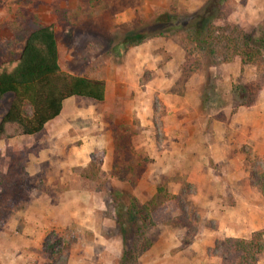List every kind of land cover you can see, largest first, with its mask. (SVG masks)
<instances>
[{
    "label": "crops",
    "instance_id": "obj_1",
    "mask_svg": "<svg viewBox=\"0 0 264 264\" xmlns=\"http://www.w3.org/2000/svg\"><path fill=\"white\" fill-rule=\"evenodd\" d=\"M206 1L122 0L117 3L122 8L115 14L114 22L122 25L148 21L179 5L191 13ZM234 1L235 7L240 6V10H235L237 19L240 12L247 22H264V0ZM106 2L90 0L98 5ZM111 2L115 1L107 4ZM118 54H121L118 62L110 58L95 59L90 64L89 76L61 70L101 81L104 85L101 102L69 97L62 101L59 114L46 122L39 133L5 140L7 146L17 144L19 148L32 137L44 142V149L25 165L28 176L31 167L36 168L38 185L29 188L26 202L7 226L9 232L19 228L13 245L18 248L21 244L22 253L16 256V262L31 259L29 250L32 244L40 243L45 230L70 231V237L72 233L75 243L67 264H90L97 245L108 247V253L112 244L113 253L119 249L116 239H94L90 245V230L110 228L112 221L105 215L107 197L101 191L90 189V183L85 184L79 177V172L89 163L90 154L101 148L105 156L99 169L108 176L111 157L105 158L112 146L102 147L101 138L111 133V109L105 104L111 95L120 110H126L129 120L135 118L143 133H152L156 122L154 106L160 105L162 110L158 120L163 144L154 151V160L155 148L152 143L148 144L152 167L138 179L134 198L144 203L153 195L151 181L155 182L158 171L172 181L178 176L184 186L192 185L194 192L188 200L193 209L204 220L214 223L213 228L201 226L196 237L184 246L168 238L154 241L142 254L140 264H221L219 258L206 254L216 240H247L251 234L261 232L264 242V199L248 185L249 163L243 153L249 150L264 159V85L250 106H232L231 94L234 82L244 77L254 80L255 68L242 65L238 57L206 68L209 74H215L211 94L219 102L215 105L203 93L208 85L205 86L202 74L193 72L184 76L181 73L186 53L180 37L152 35ZM131 92H135L134 97L129 96ZM45 148L52 151L49 156ZM149 175L151 179H147ZM73 230L80 231L77 239ZM255 264H264V251L257 256Z\"/></svg>",
    "mask_w": 264,
    "mask_h": 264
},
{
    "label": "rangeland",
    "instance_id": "obj_2",
    "mask_svg": "<svg viewBox=\"0 0 264 264\" xmlns=\"http://www.w3.org/2000/svg\"><path fill=\"white\" fill-rule=\"evenodd\" d=\"M108 1L115 2L107 4ZM121 1L107 0L105 4L98 5V3H90V0H0V63L17 58L24 40L30 32L40 27L52 25L57 49V63L61 70L89 76L90 64H94L95 59L101 61L102 58H110L112 62H118L121 56L118 51L124 52L128 46L135 45L141 38L156 35L158 30L154 25V20L161 13L173 15L178 19H182L189 14L179 5L177 8H170L159 13V15H154L148 21H130L118 25L114 22V16L122 8L117 4ZM239 7H235L234 0H222L218 5L217 12L212 11V17L214 16L216 19L207 24H201L204 28L203 32L208 29L209 33H212L214 41L219 39V43L225 41V38L239 40L244 35H248L252 39L260 38L264 32V22L255 23L250 22V20L247 22L242 19L240 12V18L237 19L238 11L235 10H240ZM241 8L245 7L241 6ZM233 12L236 14L234 13L235 16H232V19L231 14ZM190 35L193 36V29H191ZM213 45L216 46V43ZM190 47L191 45H189ZM202 59L204 58L201 55L191 52L189 57L186 56L184 62L186 65L182 66L181 73L184 76L193 72L202 74L207 83H204L205 86L208 85L206 89H203V93H206V97L212 99L215 105H219L218 100L211 96L214 80L212 76H215V74H212L214 72L211 74L207 72L206 63ZM251 66L255 68L254 80L249 81L244 77L242 81L234 82L231 88L233 85H238L245 88V91H255L257 87L260 88L258 92L261 90L264 85V47L260 49V55L253 59ZM258 92H255L254 103ZM246 94L244 92L242 97ZM129 96L134 97L135 92H131ZM10 100V95H4L0 98V118L5 113ZM124 100L129 101L130 99L124 98ZM108 101L105 104H107L108 109H111V133L102 135L101 141L102 147H105L106 144L112 146L110 153L105 158L111 157L110 170L107 172V176L104 171L98 169V180L90 184V189L101 191L104 197H107L105 215L106 218H110L112 225L110 228L102 227L93 231L90 230V245H92L94 239L95 241H98V239H116L120 244L119 249L114 253L112 251L115 250L113 244L109 247V253L108 247L97 245L96 250L93 248L94 255L90 264H118L123 250H126L130 259L129 264H140L139 260L142 254L154 241L168 238L177 240L180 246H184L196 237L201 226L213 228L214 223L204 220L193 209L191 200H188L194 192L192 185L189 186L186 183L187 185L184 186V182L180 181L181 178L178 176L172 181V178H167L165 173L160 174L158 171L154 177L155 182L151 181L153 195L144 203H140L134 198L133 193L136 184L139 182L138 179H140V176L147 175L148 169L152 167L151 163L155 159L154 151L157 152L163 144V134L158 120L162 110L159 107L160 105L154 106L153 116L156 118V122L153 124L152 133H143L138 129L135 118L129 120L125 116L126 110H120L119 104L114 100L113 95L110 96ZM236 102L233 100L232 106ZM100 105V107H103V104ZM83 108L85 109L87 106L84 105ZM42 141L37 137H32L21 148L17 144H14L15 147H11L7 146L5 140L0 141V264H46L50 258L47 259L42 252V244L47 236L51 237L49 239L50 243L57 244L55 251L65 247L67 259L71 247H74L75 240L72 233L70 237V231L45 230L42 233L40 243L32 244L29 250L32 253L31 259H19L21 261L16 262V256L22 253L21 244L18 248L13 245V240L19 232V228H16V230L11 229L9 232L7 226L15 217L14 213L19 211L22 204L26 202L29 188L38 185L36 183V168L31 167L28 176L25 165L27 160L29 161L32 157L37 156L38 151L42 150L41 148L44 149V142ZM151 143L155 148L153 154L150 146H148ZM80 145H82L81 141ZM45 150L47 156L52 152L51 150L48 152L46 148ZM245 151L243 153L246 155ZM92 153L95 154L100 167L105 156L104 150L102 148L94 149ZM251 155L254 156L252 153ZM246 158L248 160L247 155ZM146 177L147 179L152 178L150 175ZM158 188L162 189V193L157 195L156 190ZM182 191L186 192L183 195V200L186 218L193 227L191 228L192 231L189 230L188 226L178 223L174 219L176 210L171 203L163 198L166 194L178 195ZM151 199H153V204L149 206L150 219L154 224L143 228L141 235L138 233L135 235V228L139 227L140 223L132 221L131 217L126 216V209L132 200L138 205H142L148 203ZM72 232L76 239L81 235L79 230H73ZM10 234H12V237ZM145 240L150 243L149 247L141 254H137L138 249H136V246L140 247Z\"/></svg>",
    "mask_w": 264,
    "mask_h": 264
},
{
    "label": "trees",
    "instance_id": "obj_3",
    "mask_svg": "<svg viewBox=\"0 0 264 264\" xmlns=\"http://www.w3.org/2000/svg\"><path fill=\"white\" fill-rule=\"evenodd\" d=\"M221 1L207 0L198 10L187 14L182 19L161 13L154 20V25L158 30L156 35L180 37L184 42L186 56L189 57L191 52H196L205 59L202 60L206 63L207 68L229 63L233 57H238L242 65H252L253 59L260 55V49L264 47V32L260 38L252 39V37L244 35L239 40L225 38L226 40L221 43H219V39L214 41L212 33H209L208 29L203 32L204 28L201 24H207L216 19L214 16L212 17V11L217 12ZM191 29H193V36L190 35ZM147 38L139 40V37L136 44L147 40ZM214 43L216 46L213 45ZM189 45H191V49ZM185 65L184 63L183 66ZM244 89L238 85L232 86V99L235 102L238 101L234 104L235 107L253 104L255 92H258L260 88L257 87L255 91H245ZM103 90L104 85L101 81L61 71L57 63L53 26L40 27L27 35L17 58L0 63V98L4 95L11 96L9 105L0 118V141L36 135L46 122L59 114L63 100L69 97H78L101 102ZM244 92L247 94L242 97ZM245 153L249 163L248 185L264 199V159L252 156L249 150H246ZM97 161L95 154L91 153L88 165L79 172L80 179L87 185L93 184L97 180L99 169V161ZM161 193L162 189L158 188L156 194ZM185 193L182 191L178 195L166 194L163 198L171 203L176 210L174 219L178 223L188 226L192 231L193 227L186 218L183 200ZM152 204L153 199L142 205H138L132 200L126 209V216L131 217L132 221L140 223V228H135V235L137 233L141 235L143 228L154 224L150 219L149 206ZM50 238L47 236L42 244V252L47 259L50 258L46 264H66L65 247L55 251L57 244L50 243ZM149 245L150 243L145 240L140 247L136 246L137 254H141ZM263 251L262 233L256 232L251 234L247 240L224 238L215 241L206 254L219 258L221 264H255L257 256ZM129 261L126 250H123L118 264H129Z\"/></svg>",
    "mask_w": 264,
    "mask_h": 264
}]
</instances>
